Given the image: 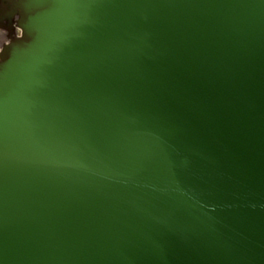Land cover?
Listing matches in <instances>:
<instances>
[{"label": "water", "instance_id": "1", "mask_svg": "<svg viewBox=\"0 0 264 264\" xmlns=\"http://www.w3.org/2000/svg\"><path fill=\"white\" fill-rule=\"evenodd\" d=\"M0 264H264V0H0Z\"/></svg>", "mask_w": 264, "mask_h": 264}]
</instances>
